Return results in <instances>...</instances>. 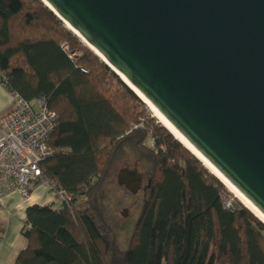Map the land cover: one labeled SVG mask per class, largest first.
Wrapping results in <instances>:
<instances>
[{"label": "trees", "instance_id": "obj_1", "mask_svg": "<svg viewBox=\"0 0 264 264\" xmlns=\"http://www.w3.org/2000/svg\"><path fill=\"white\" fill-rule=\"evenodd\" d=\"M4 79L56 112L48 143L57 151L41 168L74 197L60 209L27 208L28 244L14 264H264V221L238 200L225 208L231 189L159 118L140 126L145 102L42 0H0ZM149 133L156 149L144 144ZM118 158L143 176L126 242L107 188ZM115 186L136 195L117 178Z\"/></svg>", "mask_w": 264, "mask_h": 264}, {"label": "water", "instance_id": "obj_2", "mask_svg": "<svg viewBox=\"0 0 264 264\" xmlns=\"http://www.w3.org/2000/svg\"><path fill=\"white\" fill-rule=\"evenodd\" d=\"M42 1L264 213V0Z\"/></svg>", "mask_w": 264, "mask_h": 264}, {"label": "built area", "instance_id": "obj_3", "mask_svg": "<svg viewBox=\"0 0 264 264\" xmlns=\"http://www.w3.org/2000/svg\"><path fill=\"white\" fill-rule=\"evenodd\" d=\"M2 83L6 86L5 79ZM13 95L12 109L0 116V207L7 194L16 192L29 199L35 187L42 183L55 195L54 207L60 209L74 197L59 189L41 168V163L57 151L48 143L56 127L57 114L48 108L44 97L30 102L17 93ZM147 141L151 149H156L151 134ZM230 200H224L227 209L234 207L235 202Z\"/></svg>", "mask_w": 264, "mask_h": 264}, {"label": "crops", "instance_id": "obj_4", "mask_svg": "<svg viewBox=\"0 0 264 264\" xmlns=\"http://www.w3.org/2000/svg\"><path fill=\"white\" fill-rule=\"evenodd\" d=\"M14 95L0 81V116L12 109ZM54 203L55 195L42 183L33 190L29 199H24L16 192L4 197L0 207V262L14 264L20 252L27 247L28 241L23 235L26 210L29 206Z\"/></svg>", "mask_w": 264, "mask_h": 264}, {"label": "rangeland", "instance_id": "obj_5", "mask_svg": "<svg viewBox=\"0 0 264 264\" xmlns=\"http://www.w3.org/2000/svg\"><path fill=\"white\" fill-rule=\"evenodd\" d=\"M145 110H146V115L143 118H140V126H143L146 124L145 120H151V119H158L155 114L152 112L151 109L147 108V106L145 105ZM159 121V119H158ZM150 133L148 134L144 144L148 147L151 148V145L149 144V141H147V139L149 138ZM129 168V169H137L140 173L141 170L139 168V165L136 162H132V163H128L124 158H118L114 161L112 167H111V171H110V176L108 178V190L109 193L111 194V196L113 197V204H112V209L111 212L117 214V213H122V215L120 216V220H116L117 223V229L119 230L120 234H121V240L123 242H126L128 240V238L130 237L131 231H132V227H133V223L135 221V219L137 218L138 215V211L140 208V193H134L136 194L135 196L131 198V196L127 193H125L123 190H121L120 188H118L117 186H115L116 184V178L118 181V175L119 172L122 168ZM113 183V184H111ZM143 185V184H142ZM230 191V190H229ZM231 197H229V199L231 198L230 201L233 200V202H235V200L240 201V203L243 204V201L239 199V197L234 193L231 192ZM124 204V205H123ZM245 205V204H243ZM78 206L80 208H84L85 206V200H81L78 202ZM119 207L120 211H119Z\"/></svg>", "mask_w": 264, "mask_h": 264}, {"label": "bare ground", "instance_id": "obj_6", "mask_svg": "<svg viewBox=\"0 0 264 264\" xmlns=\"http://www.w3.org/2000/svg\"><path fill=\"white\" fill-rule=\"evenodd\" d=\"M45 5L53 9L46 1ZM43 2V3H44ZM61 18V17H60ZM62 19V18H61ZM65 27H67L73 34H75L81 42H83L90 50H92L96 55L105 63H107L106 58L98 52L93 45H91L69 22L64 19L61 20ZM109 65V64H108ZM120 78L145 102L147 108L151 109L160 122H162L174 135L178 138L187 148H189L197 157H199L204 164L215 173L226 185L233 191L243 203L249 207L257 216H259L264 221V213L258 209L254 203L242 193L222 172L211 163L167 118L166 116L138 89L136 88L121 72H119L115 67L111 66Z\"/></svg>", "mask_w": 264, "mask_h": 264}]
</instances>
